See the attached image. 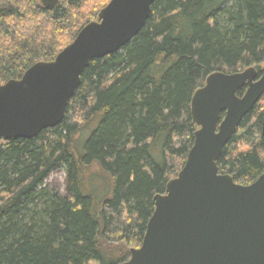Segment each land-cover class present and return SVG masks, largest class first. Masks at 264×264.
I'll use <instances>...</instances> for the list:
<instances>
[{"label": "trees", "instance_id": "obj_1", "mask_svg": "<svg viewBox=\"0 0 264 264\" xmlns=\"http://www.w3.org/2000/svg\"><path fill=\"white\" fill-rule=\"evenodd\" d=\"M109 2L0 0V84L54 60ZM263 63L264 0H156L128 44L90 62L61 123L0 141V264L127 261L155 195L166 193L194 144L195 91L213 72L255 67L260 75ZM263 116L264 95L217 161L237 183L264 172ZM62 168L66 195L44 185Z\"/></svg>", "mask_w": 264, "mask_h": 264}, {"label": "water", "instance_id": "obj_2", "mask_svg": "<svg viewBox=\"0 0 264 264\" xmlns=\"http://www.w3.org/2000/svg\"><path fill=\"white\" fill-rule=\"evenodd\" d=\"M40 1L54 8L60 0ZM155 1L110 0L54 60L36 62L21 78L0 84V141L33 138L61 123L90 62L128 44ZM263 95L264 68L259 75L255 67L213 72L195 91L194 144L166 193L155 195L142 244L121 264H264V172L244 185L217 164Z\"/></svg>", "mask_w": 264, "mask_h": 264}, {"label": "rangeland", "instance_id": "obj_3", "mask_svg": "<svg viewBox=\"0 0 264 264\" xmlns=\"http://www.w3.org/2000/svg\"><path fill=\"white\" fill-rule=\"evenodd\" d=\"M261 67L264 68V63L261 65ZM44 185L52 191H56L63 195H66L67 185L65 168L56 170L51 173L46 179ZM94 191L99 199H102L107 196V186L100 180L98 182H95Z\"/></svg>", "mask_w": 264, "mask_h": 264}]
</instances>
